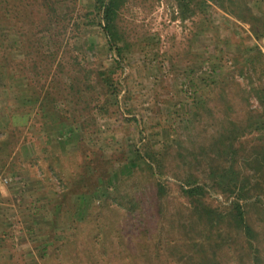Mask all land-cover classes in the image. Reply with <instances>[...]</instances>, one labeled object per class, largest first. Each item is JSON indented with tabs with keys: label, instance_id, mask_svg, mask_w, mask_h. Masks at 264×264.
Wrapping results in <instances>:
<instances>
[{
	"label": "rangeland",
	"instance_id": "obj_1",
	"mask_svg": "<svg viewBox=\"0 0 264 264\" xmlns=\"http://www.w3.org/2000/svg\"><path fill=\"white\" fill-rule=\"evenodd\" d=\"M235 6H239L238 14L249 11L264 19V0H239ZM119 18L128 44L116 76L119 109H95L92 90L77 94L71 74L72 58L77 56L72 52V40L66 47L70 53L59 50L45 64L49 69L42 70L44 88L39 93L31 85V73L24 67L19 72L15 66L20 61L12 64L11 79L20 86L3 91L6 94L0 89V264H93L87 240L97 232L91 226H77L78 218L84 216L79 210L76 213L77 206L88 202L89 218H104L114 235L125 217L101 209L97 214L102 206L100 193L121 195L136 187L148 198V190L156 183L163 186L166 196L159 202L162 213L155 222L163 236L177 238L174 247L160 249L163 259L155 260L156 264L187 263L189 239H198L206 228L183 222L190 217L191 207L180 186L193 178L204 186L203 200L210 208L228 206L233 195L213 187L214 165L208 156L216 158V151L218 155L227 145L239 150L244 147L250 153L247 142L254 144L259 136L264 139L263 128L254 131L245 124L249 111L256 112L254 118L263 113L249 88L251 82L260 83V70L264 73V37L257 40L249 24L214 5L182 21L173 0H128ZM9 28L8 43L14 48L18 33L13 24ZM88 40L98 45L103 42L97 29ZM85 51L87 57L81 64L88 69L99 56L91 45ZM25 52H30L27 58L33 57L31 51ZM247 55L258 58L256 73L245 62ZM67 77L71 86L64 84ZM260 79L263 84L264 74ZM44 90L56 102L43 114ZM59 93L61 98L56 96ZM15 96L29 102L28 111L11 118ZM72 125L78 129L67 131L65 136L72 141L66 148L49 142L47 133L53 127L67 130ZM134 148L152 156L151 171H132L125 166ZM247 157H237V161L244 171L254 174L252 184L245 187L251 195L245 203L264 256V166L251 168L252 156ZM223 162L230 164L225 158L217 165L223 167ZM182 222L184 233L177 228ZM60 237H68L64 247ZM109 240L107 256L97 264H121L127 239ZM47 241H52L48 256L40 259L42 244ZM234 241L230 252L223 248L218 264H248L247 255L238 249L240 237Z\"/></svg>",
	"mask_w": 264,
	"mask_h": 264
},
{
	"label": "trees",
	"instance_id": "obj_2",
	"mask_svg": "<svg viewBox=\"0 0 264 264\" xmlns=\"http://www.w3.org/2000/svg\"><path fill=\"white\" fill-rule=\"evenodd\" d=\"M173 1L177 9V18L182 21L197 14H203L207 7L214 5L223 12L233 15L238 21L249 24L250 30L257 40L264 37V19L260 16H253L249 11H240L238 14L239 6L234 7V4L239 0ZM127 2L128 0H0V89L2 93L6 94L4 93L6 90L20 86V84H14L10 75L12 64L15 61H20L15 64L19 72L24 67L29 75L31 73L30 82L33 87L38 89L35 88L36 93L42 91L44 88L42 70L47 69L48 71L49 69L45 64L49 58L55 57L59 50L65 51V55L70 53L71 50H66V47L70 44L69 40H72L73 42L70 44L72 52L76 53L77 56L72 58L71 74L77 94L81 93L80 90H92L96 95L95 101L93 100L95 109L100 111H106L108 107L119 109L121 92L116 82V76L121 67L123 56L128 49L127 41L120 27L119 17L121 9ZM10 23L16 27L18 33L14 37V48L8 43ZM95 29L103 40L101 45L88 40ZM88 45L95 49L99 57L94 60L93 66L87 69L82 66L81 60L87 57L85 48ZM25 51H31L33 57L27 58L26 55L30 52L26 53ZM15 54L18 58L13 56ZM109 55L112 58L110 61L107 59ZM25 58H27L28 63L22 66ZM245 59V62L250 64L251 72L256 73V65L254 64L259 63L258 58L254 57L253 59L247 55ZM43 61L45 62L44 68L40 67L39 64ZM50 61L53 62V60ZM260 72V83L254 85L249 82V93L250 96L253 95L252 97L258 100L260 107L263 108V113L254 118L256 112L249 111L245 118V124H248V127H253L254 131L262 128L264 131V83L261 84L262 80L260 79L264 73L262 70ZM64 84L71 86L69 77L65 79ZM84 93L85 91H82L81 94ZM56 96L61 98L63 95L59 93ZM20 98L15 96L14 110L9 112V117L26 115L28 111L26 106L29 102ZM42 98V103L47 101L45 108L40 106L44 114L50 110V105L56 102V99L54 97L49 99L47 92ZM99 103L102 104L98 105ZM7 110H9V106ZM13 112L15 114H10ZM100 114L104 115L102 112ZM72 129H78V125H72L67 130L57 126L53 127L47 133L50 137L49 142H54L57 145L63 144L66 148L72 139L65 135H67L68 130L71 131ZM247 144H250V153L244 147L239 150L232 145H227L223 152H218V155L216 151V158L208 156L210 163L214 165L211 170L213 187L217 191L223 190L221 192L233 195L228 206L217 207L215 210L210 208L203 200L204 186L197 185L193 178H188L185 184L180 186L183 197L191 207L190 217L184 218L183 222H188V225L191 226L199 225L206 228V232L203 230L198 239L194 241H191L192 238L189 239L191 256L189 262L186 263L185 260L183 264H218L219 254L224 247L230 252L231 246L236 243L234 241L236 236L241 239L238 249L247 255L248 264H264V256L258 240V230L248 220L247 208L249 204L245 203L246 199L251 196L249 195L250 190H246L245 187L252 184L250 180L254 174L251 170L244 171L238 166L237 161L240 156L248 158L247 156L251 155V162H249L251 168L263 167L264 139L259 136L254 144L251 142H247ZM178 145L182 147L181 144ZM209 150L211 151V148ZM131 155L132 157L125 165L128 169L151 171L150 160L152 161V156L150 154L134 148ZM179 155L182 156L180 152ZM197 156H195L196 160ZM225 158L227 161L229 160V165L225 162H223V167H220V164L217 165L219 159ZM130 189L123 191L121 195L111 194L107 191L106 194L104 192L99 195L103 198H101L102 206L97 214L102 211H115L122 213L125 217L122 225H118L119 228L114 232V235L112 227L107 226L104 218H89L88 202L85 201L76 208V213L79 210L80 214H84L78 218L77 226L83 224L86 228L91 226L92 231L97 232L93 236L90 235L89 241L87 240L92 247L90 257L93 259V264L104 262L107 256L106 244L110 238L119 240L123 236L127 239L121 264H153L152 261L155 260L160 262L163 259L159 253L160 249L166 251L174 247L177 242V238L163 236L160 227L155 222L157 214L160 211L162 213L159 202L165 201L166 190L163 186L156 183L154 187L148 190V198H144L146 192L139 193L136 187ZM183 222L177 226L178 230H182L181 233L186 231V225ZM207 235L211 242L207 241ZM60 239H62L60 244L64 247L68 243V237H60ZM55 241L58 240L55 239ZM51 242L47 241L42 244L40 259L48 256ZM72 244L74 241L70 242L68 246L70 247ZM192 248H195L194 252ZM73 259L76 261L77 255Z\"/></svg>",
	"mask_w": 264,
	"mask_h": 264
}]
</instances>
